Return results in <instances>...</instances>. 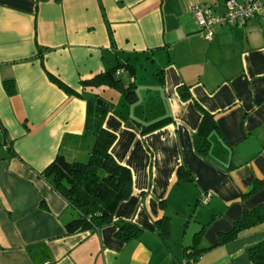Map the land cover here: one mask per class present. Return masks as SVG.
Wrapping results in <instances>:
<instances>
[{
    "label": "crops",
    "instance_id": "0c3cea01",
    "mask_svg": "<svg viewBox=\"0 0 264 264\" xmlns=\"http://www.w3.org/2000/svg\"><path fill=\"white\" fill-rule=\"evenodd\" d=\"M226 1L0 0V264H252L247 250L264 241V223L224 244L219 236L264 206V187L242 198L264 181V8L241 26H213L208 41L194 11L223 16ZM127 63L133 104L113 89L94 93L111 106L103 128L132 193L112 223L67 235L75 213L40 174L57 154L85 159L86 102L46 73L80 93L81 80ZM204 113L216 128L202 155L194 135ZM121 221L142 235L119 240ZM202 227L203 251L188 262Z\"/></svg>",
    "mask_w": 264,
    "mask_h": 264
},
{
    "label": "trees",
    "instance_id": "16d2710c",
    "mask_svg": "<svg viewBox=\"0 0 264 264\" xmlns=\"http://www.w3.org/2000/svg\"><path fill=\"white\" fill-rule=\"evenodd\" d=\"M44 51L45 49L38 48L42 67ZM123 74L130 78L127 84L121 79ZM46 75L50 82L65 94L86 102V119L81 138L90 145L84 160H68L63 154H57L40 176L66 200L70 209L75 213V216L64 226L67 235L89 230L97 231L112 223L119 204L129 199L132 193V175L126 167L118 164L110 153L116 137L103 128V122L111 106L109 105V109L97 106L96 100L99 97L94 91L103 87L113 89L120 93L128 104H133L136 101L134 67L128 63L117 65L89 79L81 80L80 93L73 91L49 73ZM4 87L9 93L13 88L12 81H5ZM181 95L184 99L190 98L187 92ZM168 123L169 120L165 118L143 126L140 132L147 134ZM215 128L213 117L204 113L198 131L194 135V145L200 154H207L210 146L208 134ZM179 176L181 177L180 173ZM262 187H264V181H256L250 192L242 198L245 199ZM262 223H264V206H258L252 210L244 209L241 220L233 223L231 231L219 236V244L231 241L241 231ZM116 224V237L123 242L142 235V229L134 223L121 221ZM204 228L202 227V230L194 237V246L188 255V262L196 261L203 251L197 250L195 246ZM247 257L252 264H264V241L249 248Z\"/></svg>",
    "mask_w": 264,
    "mask_h": 264
},
{
    "label": "built area",
    "instance_id": "2783aa9c",
    "mask_svg": "<svg viewBox=\"0 0 264 264\" xmlns=\"http://www.w3.org/2000/svg\"><path fill=\"white\" fill-rule=\"evenodd\" d=\"M264 8V0H227L225 3V13L223 16H213L208 10L194 11L196 24L204 34L206 40L213 39L212 28L215 25L226 24L230 27H237L258 16ZM210 195H204L200 199L201 204L209 202Z\"/></svg>",
    "mask_w": 264,
    "mask_h": 264
},
{
    "label": "water",
    "instance_id": "95a60500",
    "mask_svg": "<svg viewBox=\"0 0 264 264\" xmlns=\"http://www.w3.org/2000/svg\"><path fill=\"white\" fill-rule=\"evenodd\" d=\"M96 105L101 106L104 109H108V107H109L108 104L105 101H103L102 99H97Z\"/></svg>",
    "mask_w": 264,
    "mask_h": 264
}]
</instances>
